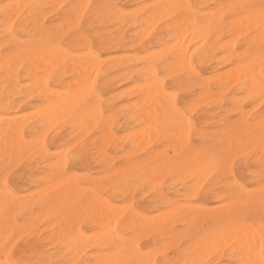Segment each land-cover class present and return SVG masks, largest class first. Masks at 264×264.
Listing matches in <instances>:
<instances>
[{"label":"bare ground","instance_id":"bare-ground-1","mask_svg":"<svg viewBox=\"0 0 264 264\" xmlns=\"http://www.w3.org/2000/svg\"><path fill=\"white\" fill-rule=\"evenodd\" d=\"M260 2L0 0V259L14 236L10 253L33 264H114L129 243L153 264H259L264 32L253 22L248 38L247 14L224 17ZM175 4L189 27L172 38ZM196 19L211 24V43ZM37 24L48 31L33 39ZM229 32L248 38L246 59L235 39L220 43ZM69 147L77 156L64 164ZM5 167L16 193L7 203ZM129 175L146 189L135 199ZM239 184L252 186L250 201L235 199Z\"/></svg>","mask_w":264,"mask_h":264},{"label":"snow or ice","instance_id":"snow-or-ice-1","mask_svg":"<svg viewBox=\"0 0 264 264\" xmlns=\"http://www.w3.org/2000/svg\"><path fill=\"white\" fill-rule=\"evenodd\" d=\"M26 7L31 8V9H36L39 10L42 7H46V6H42V5H27ZM167 7H171L176 9V12L173 16V18L169 21L170 24H174L176 26L175 32H170L169 35L172 38H177L176 33L182 32V31H186L189 27L188 22L186 21V18L184 16V5L181 4H175V5H169ZM234 8H239L240 11L239 12H235L233 13V15L230 16H225L224 17V21H230V20H234L237 16H243L245 14L248 15V19H249V24H248V30H249V37L251 36V28H252V24L253 22H255L259 29L264 32V0H261V2L257 5V4H248V5H234ZM253 16H255V21H253ZM33 20H36L35 15L33 16ZM37 30L33 33V39L37 36V35H43L45 32L48 31V26L44 25L43 27H40L39 24H37ZM191 27L193 28H203L207 33V40L206 43H211L212 42V33H211V24H206L203 20L200 19H196L194 21L191 22ZM80 34H85V29L83 27V25L80 26ZM248 38H244V37H236L235 33L233 32H229L227 35H225L223 37L222 40H220V43L223 44L224 41H228V40H233L235 39L239 44L240 47L236 48V52L237 53H244V59L247 58L248 55H250L251 53V49H245V44H247L248 42ZM20 39V37L18 35H16L15 33H13L12 35H5V40L8 41L7 46L4 48L3 50V54L7 55L10 52L13 51L14 49V42L16 40ZM187 40V38H185ZM196 47L198 48L199 45H196ZM193 50V47L190 46L188 48V51L191 52ZM261 52V56L262 58H264V48H261L260 50ZM167 54V53H164ZM242 63L243 60L237 61ZM181 117L186 118V113H180ZM191 123V121H189V124ZM249 123H251V121H249ZM179 139V138H178ZM178 150H182V145L180 143H178L176 145ZM262 147H264V140H262ZM169 157L172 156V153L169 152L168 153ZM77 154L75 152H73V148L69 147L68 148V153L66 154V160L63 162L64 164H66L68 161L70 160H74L76 159ZM147 157H142L141 159H146ZM212 163L215 165V167L220 168L222 166H224V162H221L219 160H213ZM5 178L3 181V197L5 202L7 203L8 201H10L12 198H14L16 196V193L13 191V184L12 181L9 179V173H8V168L5 167ZM253 171L259 175V197H260V203L262 206H264V156H262L260 158V160L257 163V167L255 169H253ZM67 173H65L66 175ZM172 179H175V176L172 177ZM140 184V178L137 175H129L126 183H125V188L126 189H131L133 186L137 187V191L132 193V198L135 199L136 196L139 195L140 191H144L146 190L145 188H140L139 186ZM235 193V199L239 200V201H244L245 197L247 196L249 201L251 200V198L255 195V193L253 192V188L251 185H245V184H239L238 187L234 190ZM232 197H229L224 203L225 205H229L232 203ZM126 203V201H125ZM246 224L255 227L256 226V220L255 218H253L252 216H248L245 218L244 221ZM117 224L119 225V221H117ZM235 225V220L232 219L231 217H227L222 219L220 225L218 226L219 229H221L225 235L228 234V229L230 226H234ZM259 228L261 231V236H262V243L260 246V256H261V260L259 262V264H264V216H261L259 219ZM121 235V231L119 228H117L116 230H114L113 234H112V239L109 242L108 245V251H111L113 247H118V245L116 244V240L120 237ZM213 235H216V233L214 232ZM15 239V237H10L8 240H6L4 246H3V252H4V258L0 259V264H33V261L31 260H26V259H18L16 257V255L14 253H10L9 250V245L12 243V240ZM121 255L124 257L121 260H118L116 262H114V264H153V261L150 258L146 259V256H148L147 253H145L143 247H136L135 245L129 243L121 252ZM223 255H227L226 253H224ZM35 264H44L43 261H36ZM61 264H67V262H61ZM158 264V262H157ZM175 264H181L180 261L175 262ZM183 264H188V261H183ZM191 264H237V261H234L232 259H228L225 258L222 261L217 262L215 260V256L212 257V259H208V260H193L191 262ZM242 264H256V261L254 260H246L243 261Z\"/></svg>","mask_w":264,"mask_h":264},{"label":"rangeland","instance_id":"rangeland-1","mask_svg":"<svg viewBox=\"0 0 264 264\" xmlns=\"http://www.w3.org/2000/svg\"><path fill=\"white\" fill-rule=\"evenodd\" d=\"M196 116H197V115H194V116H193V120L196 119ZM243 161H244L243 163H247L248 166L251 167V166H250L251 162H250V159H249V158H247V159H245V160H243ZM239 162H240V159H235L233 167H234V168L237 167V164H238Z\"/></svg>","mask_w":264,"mask_h":264}]
</instances>
